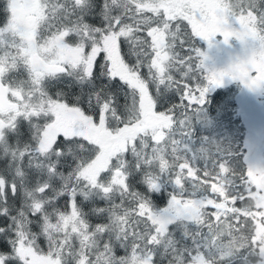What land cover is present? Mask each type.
<instances>
[{"label": "snow or ice", "instance_id": "6c2138e0", "mask_svg": "<svg viewBox=\"0 0 264 264\" xmlns=\"http://www.w3.org/2000/svg\"><path fill=\"white\" fill-rule=\"evenodd\" d=\"M225 78L264 90V0H0V264H264V167L198 134Z\"/></svg>", "mask_w": 264, "mask_h": 264}, {"label": "trees", "instance_id": "16d2710c", "mask_svg": "<svg viewBox=\"0 0 264 264\" xmlns=\"http://www.w3.org/2000/svg\"><path fill=\"white\" fill-rule=\"evenodd\" d=\"M248 91L253 99L238 81L225 78L224 86L210 94L208 119L198 126V134L226 145L238 167H264V90ZM250 103L253 108H248Z\"/></svg>", "mask_w": 264, "mask_h": 264}, {"label": "rangeland", "instance_id": "374dc122", "mask_svg": "<svg viewBox=\"0 0 264 264\" xmlns=\"http://www.w3.org/2000/svg\"><path fill=\"white\" fill-rule=\"evenodd\" d=\"M217 6H219L217 4ZM235 26V25H234ZM238 27V26H237ZM234 38L230 40L228 45L222 43V38L217 37V41L214 42V45L211 49L208 48V45L205 42H200L202 50L207 52L209 59L205 62L206 66L210 70H222L228 68V66L235 62L237 57L243 58L245 55L244 46L239 43H236ZM246 96L249 99H253V94L250 95L247 88ZM248 108H253V103L247 105ZM262 116V114H261Z\"/></svg>", "mask_w": 264, "mask_h": 264}]
</instances>
